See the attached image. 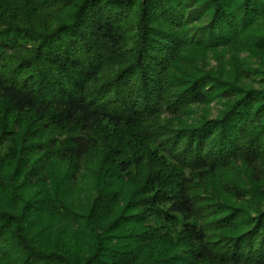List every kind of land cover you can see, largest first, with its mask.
<instances>
[{
  "label": "trees",
  "instance_id": "16d2710c",
  "mask_svg": "<svg viewBox=\"0 0 264 264\" xmlns=\"http://www.w3.org/2000/svg\"><path fill=\"white\" fill-rule=\"evenodd\" d=\"M262 59L264 0H0V264H264Z\"/></svg>",
  "mask_w": 264,
  "mask_h": 264
},
{
  "label": "rangeland",
  "instance_id": "374dc122",
  "mask_svg": "<svg viewBox=\"0 0 264 264\" xmlns=\"http://www.w3.org/2000/svg\"><path fill=\"white\" fill-rule=\"evenodd\" d=\"M246 57L245 55H241L240 58H244ZM228 59L230 57H227ZM263 61V59H262ZM258 62H261V59L258 60ZM264 62V61H263ZM212 65H215V62H212ZM258 81V79H257ZM251 87L254 88H259L260 85H258V82L256 84H250ZM219 107L215 106V105H211L207 111H209L210 117H214L215 113L218 111ZM206 109L205 108H197L196 112L199 113H204L205 114ZM30 115L27 116V121L29 120ZM23 125V129L26 128V122L22 123ZM52 134L48 133V132H44L43 136L41 138L42 141L48 139ZM32 141V140H31ZM29 142V141H28ZM232 181L236 184H238L240 187H242L244 190L253 193L254 191L257 193V191H260L261 189H264V185H254L250 180H249V175L247 173V171L245 170V168L239 164L234 166L233 168L229 169L228 171L222 172L220 174L217 175V177L211 179V185L214 187L216 182L218 181ZM258 194V193H257ZM260 196V194H258ZM249 203L248 205H252L253 207H259L264 211V202L261 200H255L251 194H249V196H247V198Z\"/></svg>",
  "mask_w": 264,
  "mask_h": 264
}]
</instances>
